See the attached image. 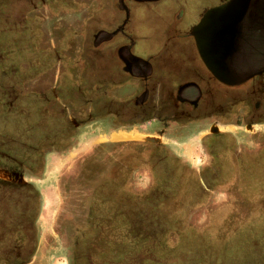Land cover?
<instances>
[{
    "label": "flooded vegetation",
    "instance_id": "flooded-vegetation-1",
    "mask_svg": "<svg viewBox=\"0 0 264 264\" xmlns=\"http://www.w3.org/2000/svg\"><path fill=\"white\" fill-rule=\"evenodd\" d=\"M18 2L28 9L12 25L22 32L20 43L31 57L22 64L25 81L16 86L20 96L6 113L11 116L6 124L10 140H0L1 261L23 264L29 257L39 202L33 179L45 154L70 149L79 129L98 123L108 138L118 135L103 142L115 147L116 164L104 170L107 183L124 184L134 169H146L152 179L156 169L167 174L179 160L166 139L190 136L204 158L196 163L201 165L196 179L216 183L231 161L229 124L246 133L264 125V17L258 16L259 9L250 17L257 28L240 30L238 54L229 67L254 74L226 85L205 68L191 36L190 29L207 9L198 13L178 2L158 8L159 2L146 0ZM136 4L142 6L134 8ZM157 9L171 12V20L155 22L154 32L142 40L148 47L150 38H157L158 46L145 49L142 57L128 25L134 14L143 21ZM45 20L53 23L50 37L40 27ZM123 135L148 140H123ZM110 170L117 176L109 177ZM75 180L68 178L67 186Z\"/></svg>",
    "mask_w": 264,
    "mask_h": 264
},
{
    "label": "rangeland",
    "instance_id": "rangeland-1",
    "mask_svg": "<svg viewBox=\"0 0 264 264\" xmlns=\"http://www.w3.org/2000/svg\"><path fill=\"white\" fill-rule=\"evenodd\" d=\"M17 1L0 0V140L9 138L10 102L20 96L22 64L31 57L20 43L22 32L13 27L28 9ZM164 1L198 13L219 2ZM51 22L40 25L46 36L49 28L53 33ZM141 26L140 32L148 31L146 20ZM95 125L100 126L79 129L70 149L45 154L33 179L39 193L35 246L23 264H264V125L246 133L229 124L231 161L216 183L196 179L201 167L196 163L204 158L190 136L166 139L179 160L167 174L156 169L152 179L146 169H134L119 185L107 183L104 175L116 164L115 147L103 146L119 137L108 138ZM108 176L116 177L117 171ZM70 177L76 179L71 188Z\"/></svg>",
    "mask_w": 264,
    "mask_h": 264
},
{
    "label": "water",
    "instance_id": "water-1",
    "mask_svg": "<svg viewBox=\"0 0 264 264\" xmlns=\"http://www.w3.org/2000/svg\"><path fill=\"white\" fill-rule=\"evenodd\" d=\"M257 9L258 16L264 17V0H227L207 9L191 29V36L202 63L223 84H240L254 74L247 70L231 71L229 67L232 56L238 54L240 30L257 28L254 22H250L253 11ZM261 69L264 70V66Z\"/></svg>",
    "mask_w": 264,
    "mask_h": 264
},
{
    "label": "crops",
    "instance_id": "crops-1",
    "mask_svg": "<svg viewBox=\"0 0 264 264\" xmlns=\"http://www.w3.org/2000/svg\"><path fill=\"white\" fill-rule=\"evenodd\" d=\"M109 1L110 0H108V2ZM146 1L159 2V3L155 4V6H157L158 8L165 6V4H164L165 1L164 0H146ZM179 5H181V4H179ZM139 6H142V5H137V4L133 5L134 8L139 7ZM166 6H169V5H166ZM137 16H135V14H134V16L131 18L132 19V23H130L128 25V33L134 35L138 39L139 42L136 43L134 49L136 51L137 50L139 51L138 55L144 57L145 56L144 54L146 53L147 50L148 51H153V50H155L157 48V46H158V42L157 41L158 40H157V38H150V40L148 42V47L146 46L147 47L146 48L145 45L147 44V42L143 41L142 39L145 38L147 35L152 34V32H154V30H155V27H154L155 26V22L159 23V24H163L164 21L168 22L169 20H171V12H165V11H161V10H158V9L156 11H154V14L152 16L148 17V19L146 20V23L149 26H148V31H145V32L144 31L140 32L139 27H142L141 24L144 23V20L142 21V20H140V18H139V20H137L138 19ZM161 20H163V22H161ZM156 28H157V26H156ZM179 28L182 29L183 25L179 24ZM185 28H187V25L184 27V29ZM145 49H147V50H145ZM94 73H95V71H94Z\"/></svg>",
    "mask_w": 264,
    "mask_h": 264
}]
</instances>
